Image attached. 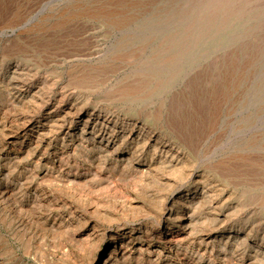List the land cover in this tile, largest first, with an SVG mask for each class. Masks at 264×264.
I'll return each instance as SVG.
<instances>
[{"label":"rangeland","instance_id":"374dc122","mask_svg":"<svg viewBox=\"0 0 264 264\" xmlns=\"http://www.w3.org/2000/svg\"><path fill=\"white\" fill-rule=\"evenodd\" d=\"M12 60L48 79L61 77L63 84L70 80L67 72L85 75L98 86L88 94L120 111L145 110V101L149 108L163 101L164 108L175 107L176 118L201 132L197 166H229L224 179L217 177L224 181L220 187L235 192L238 212L264 223V0H0V115L14 81L5 78L2 64ZM132 88L138 90L136 102L118 101ZM189 105L213 109L198 114L185 111ZM0 124L15 121L4 118ZM11 164L0 159V188L7 186L3 167ZM44 174L38 171L25 198L36 225L16 230L0 204V264H82L59 260L55 252L69 249L62 244L85 225L96 227L76 237L80 242L115 227L104 222L112 210L107 199L97 200L98 212L83 210L74 220H61L50 200H30L55 199ZM12 177L16 185L18 174ZM145 207L149 211L137 223L157 228L151 205ZM42 215L61 229H45Z\"/></svg>","mask_w":264,"mask_h":264},{"label":"bare ground","instance_id":"6f19581e","mask_svg":"<svg viewBox=\"0 0 264 264\" xmlns=\"http://www.w3.org/2000/svg\"><path fill=\"white\" fill-rule=\"evenodd\" d=\"M2 70L6 79L14 81L9 100L3 101L6 107L0 121L13 118L15 124H0V159L13 162L3 167L7 186L0 188V204L16 230L25 223L36 225L27 215L30 201L25 198L30 182L43 169L55 199L40 196L38 200L31 195L30 200H50L61 220L65 216L74 220L83 210L98 212L97 200L112 203V210L102 219L115 227L80 242L76 237L96 227L85 225L62 244L69 249L55 252L59 260L82 264H264L262 219L244 210L239 213L235 192L226 185L220 187L226 177L222 173L229 166H197L201 132L193 123L176 118L175 107L164 108L163 101L160 107L149 108L145 101V110L120 111L111 108L108 99L101 101L88 94L98 86L87 82L85 75L67 72L70 80L63 84L61 77L48 79L18 60L2 64ZM137 93L135 88L126 89L118 101L136 102ZM212 109L185 106V111L198 114ZM60 134L64 136L60 138ZM16 173L18 182L12 185ZM16 187L22 199L16 196ZM145 204L151 205L157 228H148L145 221L137 223V217L145 218L149 211ZM42 217L45 229L50 225L53 233L61 229L55 219Z\"/></svg>","mask_w":264,"mask_h":264}]
</instances>
